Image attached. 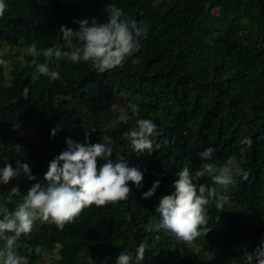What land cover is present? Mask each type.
I'll return each instance as SVG.
<instances>
[{
	"label": "trees",
	"instance_id": "obj_1",
	"mask_svg": "<svg viewBox=\"0 0 264 264\" xmlns=\"http://www.w3.org/2000/svg\"><path fill=\"white\" fill-rule=\"evenodd\" d=\"M0 39V264H264V0H0Z\"/></svg>",
	"mask_w": 264,
	"mask_h": 264
},
{
	"label": "rangeland",
	"instance_id": "obj_2",
	"mask_svg": "<svg viewBox=\"0 0 264 264\" xmlns=\"http://www.w3.org/2000/svg\"><path fill=\"white\" fill-rule=\"evenodd\" d=\"M11 57L12 58L16 57L17 60L22 61V57H21L20 52L17 55H15L14 53L9 54L7 44L2 39H0V63L3 66H6ZM9 80H10V75H9V72L6 71L5 72V84H8ZM125 101H126V96L124 94L115 93L111 97L112 108L109 110V116L110 117L115 116V117H118L119 119L125 118L126 117V111H125L124 104H123V103H125ZM16 130L21 137H26L31 141L39 143L38 139L28 130V128L24 124L17 122L16 123ZM22 155L24 157L23 158L24 163H25L24 167H26V169H28L30 167V161L24 155V153H22ZM3 172L6 176L7 188H9L12 191H16V192L21 191L20 193H25V191H22L21 189L23 188V185L25 183L26 176H24L23 178L22 177L16 178L13 175L12 166H11L10 162L5 161V160L3 161ZM26 195L29 197H32V195L29 192ZM32 198H33L32 202L29 204L30 215L35 217V219L38 222L45 221L47 218L43 213H41V212L36 213L35 212L36 199L34 197H32ZM193 247H194V249L199 248L196 246H193ZM50 258H51V256L45 254L42 261H40L37 264H47L51 260Z\"/></svg>",
	"mask_w": 264,
	"mask_h": 264
}]
</instances>
